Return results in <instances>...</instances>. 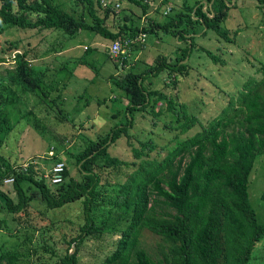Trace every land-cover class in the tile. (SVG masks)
Returning <instances> with one entry per match:
<instances>
[{
    "label": "trees",
    "instance_id": "trees-1",
    "mask_svg": "<svg viewBox=\"0 0 264 264\" xmlns=\"http://www.w3.org/2000/svg\"><path fill=\"white\" fill-rule=\"evenodd\" d=\"M82 1L87 2L94 22L76 17L54 0H0V24H4L3 28H61L69 36L80 28H90L111 40L130 37L127 34L130 28V34H134L139 29L150 32L155 27L167 30L168 26L175 25L178 26L177 40L186 42L174 58L158 55L156 63L143 72L123 74L117 83L129 98L127 114L106 133L94 139L86 138L74 155L80 177L71 175L65 165L62 181L51 183L34 164L28 163L23 169L19 162L14 164L0 153L1 182L5 176L14 177L9 183L2 182L0 187L10 184L16 194L14 199L0 188L5 208L11 213L26 211L29 202L26 189L30 186L25 188L24 182L32 183L50 208L82 200L84 222L80 232L71 238L77 246L87 236L101 235L115 213L114 217L124 222L119 227L115 246L100 264H248L255 242L264 236V221L257 220L247 189L254 160L264 152V62L257 67L262 73L260 78L248 75L232 93L223 88L221 97L226 99V104L206 122L198 117L204 114L205 107L196 113H186L188 104H182L181 113L174 109L173 96L162 89L149 88L144 80L149 74L165 70L172 77L171 82H175L177 74L187 72L192 65L190 53L196 45L195 31L204 28L203 34L210 28L219 37L230 39L226 24L229 0H196L192 5L185 2L184 11L177 16L162 22L150 19L148 26L139 28L122 24L117 30L103 24V18L113 11L112 6H103L99 0ZM131 1L141 4L146 11L144 1ZM252 1L264 10V0ZM205 2L209 3L208 10L203 7ZM96 5L103 7V16L97 13ZM198 24L199 30L195 27ZM9 46L18 48L15 40H10ZM201 49L210 60L219 59L213 50ZM34 57L31 49L17 50L13 55L14 65L6 68L4 77L0 76V146L4 142L3 125L11 126L7 123L6 105L17 103L20 92L33 91L44 82L45 72L34 66ZM1 60L4 56H0ZM4 79L9 83L4 84ZM214 98L217 103L222 100ZM158 101L161 106L157 105ZM149 105L156 115L165 108L173 109L180 119L174 125L179 129L163 146L165 154L160 158L151 155L157 148L151 138H137L131 144L132 158L111 153L110 146L122 135L128 136L134 111ZM232 121L235 124L230 127ZM154 159L156 165L136 183L133 198L129 200L123 188L143 162ZM261 197L264 198V187ZM98 205L108 208L102 224H97L92 216V207ZM144 227L161 237L158 252L152 253L140 244L139 235ZM4 258L5 264H16L18 254L3 251L0 261ZM58 264H79L76 251L65 252Z\"/></svg>",
    "mask_w": 264,
    "mask_h": 264
},
{
    "label": "rangeland",
    "instance_id": "rangeland-1",
    "mask_svg": "<svg viewBox=\"0 0 264 264\" xmlns=\"http://www.w3.org/2000/svg\"><path fill=\"white\" fill-rule=\"evenodd\" d=\"M54 1L76 17L82 16L94 22L87 2ZM118 1V8L112 6L114 0L110 1L109 5L114 9L103 18V24L111 30H117L124 24L138 28L148 26L150 19L162 22L184 11L185 2L192 5L196 0H142L146 11L134 1ZM228 3L226 24L230 29V39L219 37L210 28L203 34L204 28L200 32L195 31L193 39L196 45L190 53L192 65L187 72L177 74L175 82H171L172 77L165 70L149 74L144 79L149 88L162 89L173 96L174 109L181 113L182 104H188L186 113H196L205 107L204 114L197 115L203 122L220 112L226 104V99L221 97L223 88L232 93L248 75L259 78L262 75L257 67L264 62V10L252 0H229ZM166 7L170 9L165 13ZM203 7L208 10L209 3L205 2ZM96 11L103 16V7L96 5ZM3 26L0 24V56H4L0 61V76L4 77L6 68L14 65V53L25 48L35 54L32 63L37 69L44 70L45 77L33 91L20 92L17 103L6 105L7 123L11 126L3 125L1 134L4 142L0 153L14 164L28 161L35 165L36 170L45 172L57 161L53 160L60 158L70 174L76 177H80V171L74 155L83 147L86 138L94 139L98 134L106 133L127 114L129 98L117 83L123 74L127 71L143 72L158 55L174 58L186 42L185 39L177 40L175 31L178 26H168L167 30L155 27V30L146 32L143 43L132 42L124 46L129 55L122 60L121 56L110 54L108 46L111 39L94 29L80 28L69 36L61 28ZM195 27L199 30L201 26ZM130 30L132 28L127 30L128 36L134 37L140 29L134 34H130ZM10 40H15L18 48L10 47ZM202 47L216 52L219 59L210 60ZM7 82L4 79L3 83ZM214 97L222 98L221 102L217 103ZM157 105L161 106L160 101ZM176 117L173 109L166 108L156 115L150 105L135 110L128 136L118 138L109 148L111 153L132 158L131 144L137 142V138H151L157 144L151 155L162 157L166 151L164 144L179 129L174 126L180 122ZM234 124L232 121L230 127ZM156 163L155 159L143 162L125 185L123 191L128 193L129 200L133 198L136 183ZM23 184L25 188L30 186L26 189L29 195L26 211L9 212L0 195V253L16 252V264H58L59 257L65 252L76 251L79 264H100L104 255L115 246L124 220L117 219L113 213L101 235L87 236L77 246L76 240L71 238L80 232V225L84 222L82 200L50 208L32 183ZM263 187L264 152L257 154L247 182L250 202L257 220L261 222L264 221ZM0 188L16 199L10 184ZM107 211L106 205L92 207V216L97 224H102L107 218ZM139 239L150 252L159 251L162 239L158 234L144 227ZM5 261L6 258L2 259L0 264H5ZM248 264H264V236L255 242Z\"/></svg>",
    "mask_w": 264,
    "mask_h": 264
},
{
    "label": "built area",
    "instance_id": "built-area-1",
    "mask_svg": "<svg viewBox=\"0 0 264 264\" xmlns=\"http://www.w3.org/2000/svg\"><path fill=\"white\" fill-rule=\"evenodd\" d=\"M101 4L108 5L110 4L111 0H99ZM112 6L114 8H118L120 6V2L118 0H114ZM169 7H166L164 9V12L169 11ZM146 39V32L144 30H139L134 37H125V38H117L114 40L110 41V44L108 46L109 52L111 55H116V56H121V58H124L128 56L127 50H125L124 46H129L130 43L132 42H138V43H143ZM28 161L21 163L20 167L23 169H26L28 166ZM65 162L62 160H57L54 162L51 166L48 172L43 171V175L45 178L47 177V180L51 183H58L62 181L63 179V170H64ZM13 175H8L2 178V182L4 183H9L13 181ZM1 180H0V185H1Z\"/></svg>",
    "mask_w": 264,
    "mask_h": 264
}]
</instances>
